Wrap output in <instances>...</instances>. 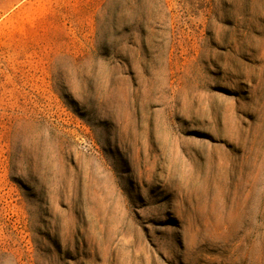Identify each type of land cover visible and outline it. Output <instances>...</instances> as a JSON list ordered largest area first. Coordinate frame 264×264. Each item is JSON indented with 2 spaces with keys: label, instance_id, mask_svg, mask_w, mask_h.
Masks as SVG:
<instances>
[{
  "label": "rangeland",
  "instance_id": "obj_1",
  "mask_svg": "<svg viewBox=\"0 0 264 264\" xmlns=\"http://www.w3.org/2000/svg\"><path fill=\"white\" fill-rule=\"evenodd\" d=\"M0 264H264V0H0Z\"/></svg>",
  "mask_w": 264,
  "mask_h": 264
}]
</instances>
